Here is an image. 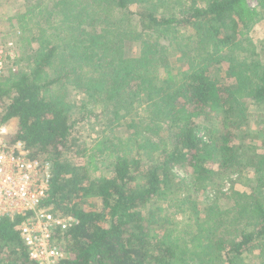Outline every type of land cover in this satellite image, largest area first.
<instances>
[{"label":"trees","instance_id":"16d2710c","mask_svg":"<svg viewBox=\"0 0 264 264\" xmlns=\"http://www.w3.org/2000/svg\"><path fill=\"white\" fill-rule=\"evenodd\" d=\"M255 1L34 0L15 13L22 48L17 71L0 77V124L14 122L8 141L51 164L41 208L77 220L60 237L61 264H264V43L248 36L264 0ZM250 102L259 152L240 143ZM92 118L106 135L85 164L67 161L75 126ZM197 120L210 126L204 137ZM107 152L109 175L92 178ZM246 170L248 192L222 191ZM90 196L99 209L82 208ZM20 221L0 220V264H34Z\"/></svg>","mask_w":264,"mask_h":264},{"label":"built area","instance_id":"2783aa9c","mask_svg":"<svg viewBox=\"0 0 264 264\" xmlns=\"http://www.w3.org/2000/svg\"><path fill=\"white\" fill-rule=\"evenodd\" d=\"M12 42H0V77L15 71ZM9 128L0 124V220L14 221L28 259L34 264H61L68 257L63 233L77 224L71 215L41 208L52 177L51 164L30 158L21 141L10 142ZM65 238V237H64Z\"/></svg>","mask_w":264,"mask_h":264},{"label":"rangeland","instance_id":"374dc122","mask_svg":"<svg viewBox=\"0 0 264 264\" xmlns=\"http://www.w3.org/2000/svg\"><path fill=\"white\" fill-rule=\"evenodd\" d=\"M45 1V0H40ZM34 2V0H0V42H12L15 48L16 58H18L21 54V45L19 43L20 40V32L18 29L17 20L14 19V15L16 12H23L25 7H28ZM247 5L250 7H256L257 3L255 0H247ZM249 38L252 42H254L257 46L264 43V19L257 22L248 34ZM127 52V50H126ZM129 54V50L127 52ZM17 60V59H16ZM15 70L17 71V64L14 65ZM8 73V72H7ZM6 73V74H7ZM70 95L73 101H79L82 99V95L77 94L73 90H70ZM247 112L249 114V126H247L243 133H241L240 143L242 146L249 149V151H257L261 150V143L259 140V109L254 103H248ZM103 120L102 118L96 119H88L84 123H79L75 126L74 130V140L75 148L71 149V151L64 154V158L67 161L72 163H79L87 161V158L82 155L84 152L87 156H89L93 152L94 145L102 138V136L106 135L107 132L104 131L103 128ZM201 130L198 132V136L204 137L205 128H209L208 123H203L200 120L195 122ZM9 128V134L13 133L15 129V123L10 122L7 124ZM104 131V132H103ZM110 154L107 152L106 156L102 155L97 157L95 160L97 162V171H90V175L92 178L108 176L110 173V169H107L106 166L111 161L109 158ZM91 170V168H90ZM189 172V171H188ZM185 172L178 174L180 176L184 175ZM187 173V170H186ZM251 177V174L246 170L243 171L240 176L232 175L229 180H224L222 183V191L227 192L230 189H233L238 192H248V178ZM205 197V196H204ZM203 194L200 193L197 196L198 202H203L204 200ZM91 206L100 208V200L96 197H87L85 205L82 208H90ZM171 212V213H170ZM168 215H170V221L174 225L179 223V221H183L181 215H174L173 211H168ZM175 220V221H174ZM184 227V226H183Z\"/></svg>","mask_w":264,"mask_h":264}]
</instances>
